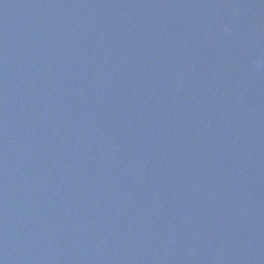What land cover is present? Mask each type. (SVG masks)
I'll return each mask as SVG.
<instances>
[{"label": "water", "instance_id": "95a60500", "mask_svg": "<svg viewBox=\"0 0 264 264\" xmlns=\"http://www.w3.org/2000/svg\"><path fill=\"white\" fill-rule=\"evenodd\" d=\"M131 13L136 21L128 20ZM257 17L261 30L255 28ZM0 28L6 32L0 33V113L8 112L0 114V158L3 165L5 159L26 162L20 179L1 190L0 213L22 206L31 211L38 232L51 214L38 207L51 195L44 188L53 186L51 173L81 160L87 163L84 171L105 165L104 172L121 182L110 159L128 162L131 153L138 165L129 167L138 179L135 189L122 184L127 190L116 202L74 205L96 225L91 229L99 232L101 255L121 254L133 264H264V0H0ZM10 29L16 34L8 37ZM128 47L133 52L125 55ZM34 55L45 58L40 62ZM58 73L71 89L57 84ZM33 76L44 78L47 93L35 92L43 103L29 109L13 99L22 97ZM110 84L115 89L108 92L104 88ZM128 84L138 87L137 103L128 100L138 115L122 121L105 104L113 103L116 88L126 90ZM62 91L67 98L58 103ZM25 130L29 140L16 135ZM104 136H110L117 154L95 163L91 154L108 144ZM8 137L20 141L11 157L2 144ZM55 152L58 161L50 167L46 162ZM159 172L168 177L157 180ZM20 195L35 199L22 201ZM56 198L71 216L65 206L77 197ZM248 204L254 213L246 217ZM71 221L59 218V227ZM246 221L250 228H244ZM166 224L173 230H161ZM108 227L125 231L111 238ZM156 254L162 257L153 258Z\"/></svg>", "mask_w": 264, "mask_h": 264}]
</instances>
